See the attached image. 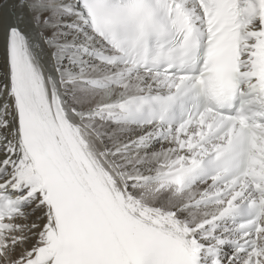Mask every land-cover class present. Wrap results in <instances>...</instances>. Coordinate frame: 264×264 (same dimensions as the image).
I'll return each instance as SVG.
<instances>
[{
	"label": "snow or ice",
	"instance_id": "1",
	"mask_svg": "<svg viewBox=\"0 0 264 264\" xmlns=\"http://www.w3.org/2000/svg\"><path fill=\"white\" fill-rule=\"evenodd\" d=\"M0 264H264V0H0Z\"/></svg>",
	"mask_w": 264,
	"mask_h": 264
}]
</instances>
